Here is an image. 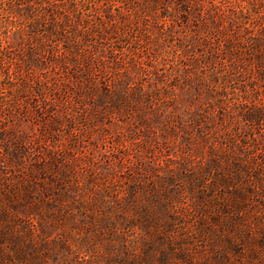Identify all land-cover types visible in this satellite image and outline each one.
I'll list each match as a JSON object with an SVG mask.
<instances>
[{"label":"rangeland","instance_id":"obj_1","mask_svg":"<svg viewBox=\"0 0 264 264\" xmlns=\"http://www.w3.org/2000/svg\"><path fill=\"white\" fill-rule=\"evenodd\" d=\"M0 264H264V0H0Z\"/></svg>","mask_w":264,"mask_h":264}]
</instances>
